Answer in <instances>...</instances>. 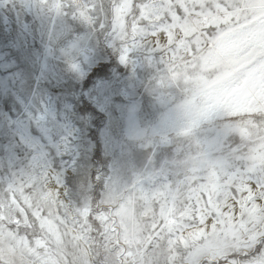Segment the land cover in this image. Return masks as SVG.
Returning <instances> with one entry per match:
<instances>
[{
    "label": "clouds",
    "instance_id": "clouds-1",
    "mask_svg": "<svg viewBox=\"0 0 264 264\" xmlns=\"http://www.w3.org/2000/svg\"><path fill=\"white\" fill-rule=\"evenodd\" d=\"M0 264H264V0H0Z\"/></svg>",
    "mask_w": 264,
    "mask_h": 264
}]
</instances>
